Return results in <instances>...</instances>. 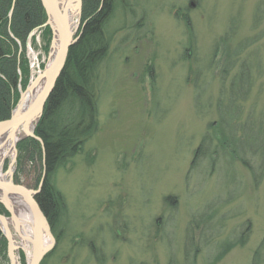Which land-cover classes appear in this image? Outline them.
Instances as JSON below:
<instances>
[{"label": "rangeland", "instance_id": "1", "mask_svg": "<svg viewBox=\"0 0 264 264\" xmlns=\"http://www.w3.org/2000/svg\"><path fill=\"white\" fill-rule=\"evenodd\" d=\"M129 1L110 24L119 29L101 65L98 127L56 173L67 210L41 264H250L264 235V0ZM44 26L25 41L28 84L48 61ZM240 64L248 72L231 89ZM221 121L241 130L237 155L258 176L230 153ZM41 175L39 163H14L30 189Z\"/></svg>", "mask_w": 264, "mask_h": 264}, {"label": "trees", "instance_id": "2", "mask_svg": "<svg viewBox=\"0 0 264 264\" xmlns=\"http://www.w3.org/2000/svg\"><path fill=\"white\" fill-rule=\"evenodd\" d=\"M129 3V0H82V26L80 30L78 29V39L69 49L64 68L47 98L43 113L34 129V134L42 140V144L31 137L17 144L18 169L22 159H27L42 165V173L45 172L36 200L58 241H60V236L57 234L58 227L66 214L67 205L64 195L56 186V173L83 150L84 145L98 127V83L101 78V65L108 56L113 35L119 29L111 30L110 24L116 13L124 14L128 11ZM46 20V13L40 0H0V121L10 117L20 96L19 87L25 90L28 84L29 66L25 56V41L29 33L42 26ZM42 34L45 40L43 49L47 53L52 34L48 25L42 28ZM233 53L237 54L239 51L233 50L231 58L223 68L222 78L224 79L225 75L228 76L226 71L229 68L232 69L230 64L233 62ZM43 66L44 64L41 68ZM243 68L248 72L247 66L240 64L238 72L230 80L231 89L236 86V80L240 83L239 75ZM228 82L225 84L223 82L220 90L227 86ZM247 84L249 89L252 84L250 76ZM239 98L234 95L232 100L236 102ZM221 124L227 131L226 136L228 134L230 153L238 157L233 140H235L236 132L241 133V130L236 129L232 134L228 123L221 121ZM204 141L205 139L194 152L193 165L198 162L202 154ZM259 153L262 158L260 168L263 169L264 144ZM238 158L251 168L253 176H258L248 160ZM14 181L18 183L17 176L14 177ZM169 198L167 197V200ZM0 213L8 215L2 204H0ZM192 221L198 225L199 221L194 218ZM189 238L193 239L191 234ZM244 238L242 234L235 240L226 242L227 244L220 248L221 251L215 260L234 246L243 244ZM20 259L21 263L25 264L22 252ZM5 261H7V241L0 231V264ZM250 264H264V235L252 253Z\"/></svg>", "mask_w": 264, "mask_h": 264}, {"label": "water", "instance_id": "3", "mask_svg": "<svg viewBox=\"0 0 264 264\" xmlns=\"http://www.w3.org/2000/svg\"><path fill=\"white\" fill-rule=\"evenodd\" d=\"M76 1L78 9V25L73 28L71 26V20L66 8L69 0H65V2L62 0H40L47 17L45 24L48 25L52 31V40L49 49L48 61L43 70L38 74V78H41V88L39 89L38 94L32 103L21 113L15 114V110L17 109L22 97V92H20L19 102L11 111L10 117L0 121V132L7 129H14L18 125H23L25 127L26 124L35 117L36 124L38 123L43 113L47 98L64 68L69 49L77 41L79 36H76L75 34L79 28L82 0ZM29 84L25 90L28 89ZM35 126L31 131L25 127L23 129V137L21 140L26 137H31L38 140L42 144V140L34 134ZM16 145H14V156L8 163L6 170L2 172V176H0V203L4 206L9 214L8 217L0 214V221H2L3 225L6 227V229L3 230L0 226V231L7 240L8 257L12 264L13 249L10 244V232L8 230V224L5 222L7 219H15L16 222L12 224L13 230L20 238L25 240L31 246L30 257L27 260V264H40L47 253H49L53 248L55 243V237L52 233L50 223L36 200V196L40 191L45 172L43 171L41 179L35 189H30L21 183H16L13 179L14 169H11L16 162ZM13 197L20 198L30 213L32 225L31 232L29 234H23L19 230L20 225L16 220V215L13 208ZM45 237H47L50 241L47 245L44 244Z\"/></svg>", "mask_w": 264, "mask_h": 264}, {"label": "bare ground", "instance_id": "4", "mask_svg": "<svg viewBox=\"0 0 264 264\" xmlns=\"http://www.w3.org/2000/svg\"><path fill=\"white\" fill-rule=\"evenodd\" d=\"M65 2V0H62ZM70 20L71 26L74 28L78 25V9H77V1L76 0H69V3L66 5ZM41 88V78H38V75L32 78L29 87L27 90L22 92L21 100L18 104L17 109L15 110V114H19L24 111L35 99L36 95L38 94L39 89ZM36 125V117L33 118L26 124V128L29 131L33 129ZM23 125H18L14 129H7L0 132V176H2V169L3 164L7 158H11L14 156V145H16L21 138L23 137V129L25 128ZM11 169H14V165ZM13 208L16 215V220L19 223V230L23 234H29L31 232V225L32 220L30 217V213L24 205L23 201L20 198L13 197ZM15 219H7L5 223L8 224V230L10 234V244L13 249V256H12V264H20L18 260V251L19 249H23L27 252L28 257H30L31 246L25 240L20 238L17 233H13V225ZM0 226L3 230L6 227L3 225V222L0 221ZM49 239L47 237L44 238V244L47 245L49 243Z\"/></svg>", "mask_w": 264, "mask_h": 264}]
</instances>
